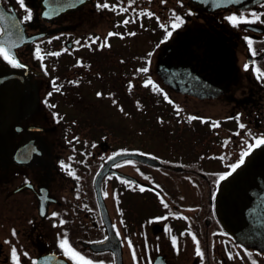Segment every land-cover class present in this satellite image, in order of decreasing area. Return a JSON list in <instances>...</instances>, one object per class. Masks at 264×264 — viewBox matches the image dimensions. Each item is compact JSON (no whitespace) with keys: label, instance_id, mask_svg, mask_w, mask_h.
<instances>
[{"label":"flooded vegetation","instance_id":"1","mask_svg":"<svg viewBox=\"0 0 264 264\" xmlns=\"http://www.w3.org/2000/svg\"><path fill=\"white\" fill-rule=\"evenodd\" d=\"M0 48V264H264L214 211L264 138V0H0Z\"/></svg>","mask_w":264,"mask_h":264},{"label":"water","instance_id":"2","mask_svg":"<svg viewBox=\"0 0 264 264\" xmlns=\"http://www.w3.org/2000/svg\"><path fill=\"white\" fill-rule=\"evenodd\" d=\"M205 9L243 8L262 0H194ZM198 42H189L187 48ZM190 45V46H187ZM232 73V72H231ZM230 75V74H229ZM138 159L158 164L157 159L135 155ZM244 163L230 172L219 185L215 210L219 221L242 243L264 247V145H257L244 157ZM72 264L65 256L48 254L36 264Z\"/></svg>","mask_w":264,"mask_h":264},{"label":"snow or ice","instance_id":"3","mask_svg":"<svg viewBox=\"0 0 264 264\" xmlns=\"http://www.w3.org/2000/svg\"><path fill=\"white\" fill-rule=\"evenodd\" d=\"M19 2L23 6V0H19ZM105 7H107V5H105ZM232 19L233 20H236L237 18L236 17H233ZM237 22H243V21H237ZM124 23H128V21H125ZM109 35L111 36V35H114V34L113 33H110ZM133 35H134V33H133ZM0 56H3L6 60H8L12 64H15L16 63V61L14 59V54H12V56H10L9 53L6 52L5 49H3V48H0ZM144 71H146V69H144ZM98 95H100V94L98 93ZM241 127H243V125H241ZM256 143L258 145H264V138L258 139L256 141ZM244 155H247V153H245ZM243 163H244V160H243V157H242L241 160L236 165L231 166L232 167V170L234 171L237 167H239ZM221 179H224V177H221ZM141 190H143V189H141ZM13 235H15V232H13ZM64 243H67V241H65ZM15 251L16 250L13 249V254H15ZM198 254H199V250H198ZM83 264H91V262L84 261Z\"/></svg>","mask_w":264,"mask_h":264}]
</instances>
